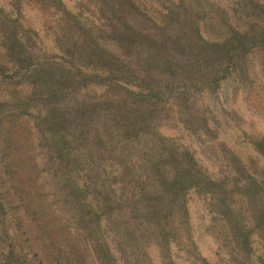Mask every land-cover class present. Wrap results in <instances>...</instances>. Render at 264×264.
<instances>
[{
    "label": "trees",
    "instance_id": "trees-1",
    "mask_svg": "<svg viewBox=\"0 0 264 264\" xmlns=\"http://www.w3.org/2000/svg\"><path fill=\"white\" fill-rule=\"evenodd\" d=\"M158 1L0 2V264H264V133L198 98L253 83L264 0ZM26 2L49 14L52 49ZM228 124L255 154L221 138ZM191 193L220 225L210 258Z\"/></svg>",
    "mask_w": 264,
    "mask_h": 264
},
{
    "label": "rangeland",
    "instance_id": "rangeland-1",
    "mask_svg": "<svg viewBox=\"0 0 264 264\" xmlns=\"http://www.w3.org/2000/svg\"><path fill=\"white\" fill-rule=\"evenodd\" d=\"M147 9L155 14L160 11L161 3L158 0H138ZM6 2V0H0ZM70 5H73V0H66ZM24 22L33 26L38 30L43 38V45L47 49H52L50 46V38L46 34L48 29L46 19L50 16L44 13L40 8L26 2L24 4ZM264 52L257 49L249 53L247 65L248 74L253 83L248 89H243L238 84V80L234 75H229L222 80L219 88L215 93L202 91L198 94L199 100L210 106L214 111H221V107L228 106L242 117L241 126L248 132L264 133ZM228 133L222 134L221 138L233 147L242 157L245 158L246 153L255 151L246 143L239 140L237 136L236 126L233 124L227 125ZM162 130L167 134H183L185 140L195 148V154L209 168L217 170L220 166L219 161L214 159L211 151L203 143L193 138L186 130H179L177 126H163ZM261 162H264L261 159ZM189 213L190 220L193 226L194 239L196 240L201 252L207 257L212 256L213 250L218 244L217 232L220 228L219 222L212 218L204 204L203 198L196 193H191L189 198ZM255 245H259L255 241ZM156 259V257L154 256ZM179 264L182 263L180 258L176 257Z\"/></svg>",
    "mask_w": 264,
    "mask_h": 264
}]
</instances>
